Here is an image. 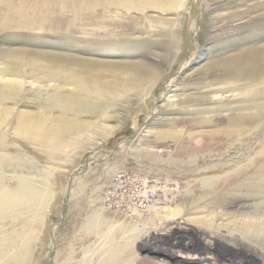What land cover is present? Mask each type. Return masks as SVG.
Returning a JSON list of instances; mask_svg holds the SVG:
<instances>
[{"label": "rangeland", "instance_id": "rangeland-1", "mask_svg": "<svg viewBox=\"0 0 264 264\" xmlns=\"http://www.w3.org/2000/svg\"><path fill=\"white\" fill-rule=\"evenodd\" d=\"M246 159L264 170V0H0V190L25 201L0 247L25 226L23 264H264L182 199Z\"/></svg>", "mask_w": 264, "mask_h": 264}, {"label": "bare ground", "instance_id": "bare-ground-1", "mask_svg": "<svg viewBox=\"0 0 264 264\" xmlns=\"http://www.w3.org/2000/svg\"><path fill=\"white\" fill-rule=\"evenodd\" d=\"M91 87L92 86H90V88ZM75 106L77 107V105ZM240 121H238V124L242 125L244 122ZM67 123H69V120ZM30 128L33 127H29V129ZM54 128L56 127L54 126ZM239 133L240 131H229L228 133L226 132L225 135L228 134L226 137H230L231 135V143H234ZM65 135L68 136V134ZM193 161L194 160H192L191 164ZM254 161L255 160L246 159L244 165H238L235 169L231 168L232 166L230 167L229 165L212 164L208 166V164L205 166L209 168L205 169V167H203L205 170L199 169L191 173L186 172L184 175L186 178L190 179V182L186 189L182 191L184 193L182 199L184 201H189L188 206L185 205V211L187 215L193 216L190 220L197 222L199 228L203 229L206 234L209 235V238L227 241V243L233 246L243 245L247 247L248 250L252 251L255 256L264 259V170L259 166L260 161ZM248 167L254 169L249 170ZM149 190L150 189L145 192L150 193L151 191ZM23 195L24 193L21 190H0V216H3L5 213L19 214L20 209H23L25 206ZM155 196V193H153L152 197L155 198ZM147 197L150 198V195H146L145 198ZM180 213L181 212H178L177 215H181ZM19 229H17L19 232L14 231L10 233L7 242L6 240L5 243L3 242L4 245L6 243L8 244L5 245V251L0 247V259L3 260V264H23L26 260L27 247L24 242H22L20 235L24 231L25 226ZM13 236L14 238H12ZM11 251L16 253L14 255H8ZM122 257L123 256L120 255L119 258ZM208 257L210 256L202 254L193 257L185 256V260L182 263L212 264L209 262ZM130 260L132 259L128 257V263ZM134 262L137 264H166L165 262L153 263V261H148L145 258L138 259L137 257ZM220 264L238 263L231 260L228 263L221 262Z\"/></svg>", "mask_w": 264, "mask_h": 264}]
</instances>
